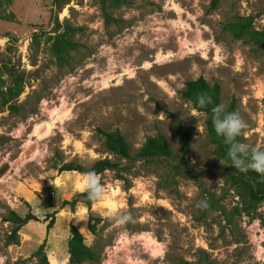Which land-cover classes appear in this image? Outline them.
I'll return each instance as SVG.
<instances>
[{
  "label": "rangeland",
  "instance_id": "374dc122",
  "mask_svg": "<svg viewBox=\"0 0 264 264\" xmlns=\"http://www.w3.org/2000/svg\"><path fill=\"white\" fill-rule=\"evenodd\" d=\"M200 76L235 100L241 142L264 148V0H0V264H44L42 243L49 264H69L70 225L98 256L84 264H264V201L243 210L207 114L182 96ZM99 129L119 130L133 158L98 175L105 195L88 209L86 174L57 168L115 160ZM158 134L170 158L136 156ZM11 210L38 219L8 243Z\"/></svg>",
  "mask_w": 264,
  "mask_h": 264
},
{
  "label": "trees",
  "instance_id": "16d2710c",
  "mask_svg": "<svg viewBox=\"0 0 264 264\" xmlns=\"http://www.w3.org/2000/svg\"><path fill=\"white\" fill-rule=\"evenodd\" d=\"M59 51V49H57ZM13 85L9 87V91H13V97H18L23 92V82L21 78L14 77L12 79ZM6 93V92H5ZM182 96L189 100L193 107L203 113L207 114L206 127L208 132V138L211 144L214 145V154L226 164L225 170L234 181L235 191L239 198V202L243 204V210L250 214L254 211L258 204L264 201V175L258 174L253 170L240 171L235 167L231 166V161L227 157L228 145L225 144L224 138L218 136L215 132L213 125V111L212 109L220 104L221 87L218 83L210 84L203 77H198L193 80L185 82V86L181 91ZM3 103L7 104L9 99L1 92ZM207 94L211 97L212 102L207 104L205 107H200L197 102L198 96ZM12 97V98H13ZM10 108L16 109V107L10 106ZM227 111H238L233 99L226 108ZM179 136L182 141V151L185 153L189 152L190 146V132L183 130L181 126L177 128ZM103 137L104 149L108 154L112 155L115 160L109 157L97 159L88 168L83 167L79 164L72 162L64 163L57 168L58 172L75 170L82 174L94 172L97 176L105 170H114L119 168V160L131 161L133 156L130 153V146L125 140L124 136L119 130L104 131L98 130ZM242 136V135H241ZM241 136L237 139L241 142ZM136 156L146 161H154L159 158L168 159L171 156V146L168 138L163 134H158L154 137H149L145 140L142 146L139 148ZM56 168V166H53ZM100 183L102 184L101 180ZM79 196L86 198L87 208H91V200L88 198L87 191L79 192ZM73 201L63 200V205H72ZM49 214L45 216L47 220ZM50 217H53L50 215ZM38 218L32 214L27 213L24 216H20L15 211H9V216L5 219L15 224L12 230L11 239L8 243L14 242L18 230L30 220H37ZM54 224L53 218L48 221L46 228L50 229ZM88 229L92 234H95L96 230L91 222L88 223ZM68 253H69V264H84L86 262H97L98 256L90 246H87L84 242L83 233L74 225H70V237L68 239ZM33 257H38L44 264H49L47 256L44 251V243L40 244L38 248L32 253ZM186 264H194L192 262H185ZM208 264H214L209 262Z\"/></svg>",
  "mask_w": 264,
  "mask_h": 264
},
{
  "label": "clouds",
  "instance_id": "9594fccd",
  "mask_svg": "<svg viewBox=\"0 0 264 264\" xmlns=\"http://www.w3.org/2000/svg\"><path fill=\"white\" fill-rule=\"evenodd\" d=\"M197 102L200 107H205L212 102V99L207 94H202L198 96ZM226 108V105L219 104L212 109L213 125L216 134L222 136L225 144L228 145L227 157L231 161V166L240 171L253 170L264 175V148H250L237 139L242 135V131L247 127V124L238 111L229 112ZM84 190L87 191L90 200L102 199L105 195L100 177L94 172L86 174ZM130 218V216H124L121 222Z\"/></svg>",
  "mask_w": 264,
  "mask_h": 264
},
{
  "label": "bare ground",
  "instance_id": "6f19581e",
  "mask_svg": "<svg viewBox=\"0 0 264 264\" xmlns=\"http://www.w3.org/2000/svg\"><path fill=\"white\" fill-rule=\"evenodd\" d=\"M182 46H184V47H186L185 46V43L183 42L182 43ZM167 56H172L171 54H166V55H160V54H157L156 56H155V60H159V59H161V58H163V57H167ZM115 61H111L110 63L111 64H113ZM148 64V63H147ZM111 66V65H110ZM125 66V65H124ZM123 67V66H122ZM124 69V68H123ZM122 69V70H123ZM123 74H131V69L129 68V66L128 67H126L125 69H124V72L121 74V75H123ZM118 77V76H117ZM128 77H131V75H129ZM107 79V78H106ZM105 83H106V81H105ZM48 128L49 127H47L46 128V131L48 130ZM37 129V128H36ZM86 183V175H85V178L83 179V180H79V182H78V186H79V188L81 189V188H83L84 187V184ZM152 254H156V251H157V249L154 247V248H152ZM52 261V260H51Z\"/></svg>",
  "mask_w": 264,
  "mask_h": 264
},
{
  "label": "crops",
  "instance_id": "0c3cea01",
  "mask_svg": "<svg viewBox=\"0 0 264 264\" xmlns=\"http://www.w3.org/2000/svg\"><path fill=\"white\" fill-rule=\"evenodd\" d=\"M84 189V188H83Z\"/></svg>",
  "mask_w": 264,
  "mask_h": 264
}]
</instances>
